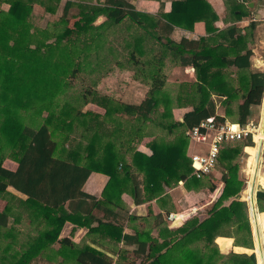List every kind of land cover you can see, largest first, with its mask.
Wrapping results in <instances>:
<instances>
[{
  "label": "trees",
  "instance_id": "obj_1",
  "mask_svg": "<svg viewBox=\"0 0 264 264\" xmlns=\"http://www.w3.org/2000/svg\"><path fill=\"white\" fill-rule=\"evenodd\" d=\"M4 1L10 5L8 10L1 6ZM32 3L33 0H0V196L8 194L11 197L4 211H0V264H121L130 257H138L145 264H257L255 251L226 254L216 242L218 236L234 237L236 246L253 248L247 201L239 196L245 181L240 177V165L235 161L243 146L254 145L252 136L243 140L242 147L222 151L220 162L224 166L225 186L212 209L205 215H190L174 229L166 228L167 232L160 239V235L140 230L123 233V224L112 215L114 212L110 207L119 204L127 184L132 187L135 201H141L140 175L131 172L123 154L114 152L113 138L122 133V122L116 121L113 137L107 131H99L102 123L98 122L97 114L76 109L68 102L55 105L54 96L65 84L67 73L77 70L78 41H82V34L90 31L95 34L99 29L119 24L126 18L150 31L148 18L151 20L153 16L138 11L129 0H103L99 5L68 0L65 11L73 6H79L80 11L71 18L64 14L65 28L57 32L54 28L32 26L29 19ZM238 10L239 7L234 8V12L241 16ZM102 15L106 19L99 27L95 26V21ZM171 15L169 21L172 24L184 26V22H188L192 29L196 20H205L208 31L216 30L210 23L218 16L203 0L176 1L168 16ZM172 24L167 23L169 29L163 44L183 66L195 67L197 81L184 86L194 92L195 100L182 122L169 121L166 125L169 132L176 133L172 141L155 140L151 144V155L141 152L133 155L134 165L144 175V188L152 195L162 182L171 186L184 181L188 190L199 189L201 179L192 175L191 160L187 156L189 139L186 129L211 116L226 121L227 114L233 112L230 106L238 91L242 92V103L238 105L237 122L245 125L254 106L260 105L264 97V71L251 69L250 34L236 35V27H230L208 38L183 36L175 40L170 37ZM155 26L156 31L151 34L162 42V29L159 24ZM91 38L96 42V36ZM158 59L162 57H157L156 61ZM229 68H234L232 74H236V78L225 72ZM163 84L157 78L149 96L140 105L116 104L108 97L100 102L106 105L107 116L117 113L119 118L128 116L127 120L137 122L155 115L154 111L163 103L161 117L171 120L174 117L173 100L161 89ZM213 93L225 98V116L217 113L211 99ZM23 109L36 111L29 117L37 122L36 125L25 124ZM45 111L47 115H43ZM74 127H83L87 141L83 138L72 148L54 138L59 133L73 131ZM3 144L21 149L15 169L3 166ZM93 171L110 176L103 199L84 190ZM8 187L26 197L18 199L29 210L30 224L35 218L42 226L21 242L8 223L14 206L12 201L19 194L9 192ZM257 203L259 210L264 212V187L257 191ZM98 211L103 216H99ZM67 221L89 226L91 231L106 234L116 244L122 242L123 246L110 250L109 254L89 242L78 243L61 237ZM93 222H98L96 227L91 226ZM232 228L236 229L235 233L230 231Z\"/></svg>",
  "mask_w": 264,
  "mask_h": 264
},
{
  "label": "crops",
  "instance_id": "obj_2",
  "mask_svg": "<svg viewBox=\"0 0 264 264\" xmlns=\"http://www.w3.org/2000/svg\"><path fill=\"white\" fill-rule=\"evenodd\" d=\"M74 1H80V0H74ZM82 1H84V3L88 2L89 4L99 5L101 4L100 2H102L103 0H81V2ZM129 1L132 2L137 7L138 11L153 16V19L151 20L148 18L147 28L150 29V31L144 29L146 31V34L141 35L138 41L133 40V37L131 36L132 32L142 27L138 26L129 18H126L119 24H112L102 29H99L97 32L98 35L96 36L97 39L96 42L102 43L105 40L108 41L109 40L108 34L109 33L117 34L118 32H120L119 29H121L122 27H126L127 29L130 28L132 30L130 29L126 30L124 31V33L126 35V39H129L131 42H134V44L137 45L139 50L137 49L138 51H136V53L138 54V58H140V59L137 58V60H140V62L141 61L145 62L144 58L146 56L148 60L150 59L155 60V58H157V56L154 58L156 52H154L153 50V54H149V53L152 52V49L154 47L161 46V50H163V58L161 60L163 67L165 68V71L162 72L165 78L161 80V82L164 83L161 89L165 90V87L170 85L169 82H172V79L176 80L177 79L176 77L180 78L181 82L179 83V85L183 84V86L185 85L190 86L191 84L196 82L197 76H196L195 67L183 66L180 63L179 59L173 57L171 51L169 49L167 50L163 44L165 41L164 36L168 32L167 28L169 29L167 23L172 24L169 20L173 16L171 15L169 17L168 15H170L171 11L173 10V3L181 0H129ZM203 2L204 4L205 2L207 4L209 3L211 5V8H213L214 12L218 16L217 20L210 23V25L214 26L216 30L214 32L208 31L205 20H196L193 24L192 29L188 27V22H184V26L182 25L178 26L172 24L173 31L170 34V37L172 39L180 40L183 36L194 39H198L200 37L208 38L211 37L212 35L214 36V34L219 31H224L225 28H228L230 24H238V23L242 24L241 27L251 26L253 28V35H254V31L256 29V24H257L255 22L259 20L264 21V0H245V1L244 0H203ZM236 2H238L239 5L241 6V9H239L237 12L238 14L240 13L242 15V13H244L243 11L245 12L247 11L248 13L250 12V16L248 20L243 19L241 21L232 22L233 20L231 15L232 14L233 16L235 15L238 16V15L234 12V6L231 7L230 5L233 3L236 4ZM242 6L244 10L242 9ZM247 6L249 7V9H247ZM229 18L230 20H228ZM105 19H106L105 16L103 15L99 16L98 19L95 21V26L99 27ZM228 21H231L232 23ZM158 24L163 32L162 42L156 39L155 36H152L151 34V31L152 32L156 31L157 26L155 25ZM249 29L251 30L250 27H247V30ZM257 32L260 35V38H263L264 40V24H260V23L257 24ZM103 33L105 34V38L102 37ZM260 54L261 56H263L262 51L259 52V55ZM130 58L131 60L136 58L135 52L133 55H131ZM254 58L255 55L253 51V56L251 58L252 61L251 69L253 71H264L263 66L261 67L259 66L258 67L259 69L253 66L255 65ZM229 69L232 71L234 70V68H229ZM127 70L129 71V73L132 72L130 69ZM137 84L138 82L131 84V87L129 89L130 92L125 94L126 95L125 102L115 101V103L140 105L149 96V92L153 84L151 86L148 85L141 86ZM239 103H242V100H240ZM97 105L102 109H104L102 115L94 113L98 115L97 117L98 122L102 123V126L100 127L101 129H99V131L101 132L107 131L106 132L107 134L109 133L113 136L114 135L113 129L116 126V124H118L117 122L119 121L122 122V127H121L122 133L120 132L121 134H118L117 137L113 136L114 137L113 140L115 142L114 152H119L123 154V158L125 159L127 164L131 166V172L133 174L140 175L138 180L141 181L140 183L141 201L140 202L135 201V195L134 192L132 191V187L129 184H127L126 186L127 189H124L118 200L119 204H112V206L110 207L112 211L115 213V214L113 213L112 215H116L118 221H120L123 224L124 226L123 233H136L138 230H140L142 232H146L147 234H153L157 236L160 235L159 238L162 239V236L165 234L164 232H167L166 228L174 229L175 227L181 226L187 220V218L190 215H192V213H197L200 210L201 205L195 203H198V201L202 197L203 192L202 193L201 191L199 192L198 189L188 190L185 186L184 181L174 183L171 186H168L164 182H162L156 193L152 195V193L147 192L146 189L144 188V182H143L144 175L139 170V168H137L134 165L133 155L136 152H141L148 156L151 155L153 153L151 144L155 140L164 141V142L172 141L175 138L176 133L169 132L166 125L169 124V121L170 122L175 121L178 123L182 122L184 120V114L188 112L187 110L183 109V107H190L192 109V106H187L183 104H177V105L175 104V106L173 105L174 117L171 120H169V118L164 120L163 117H161V114L164 111V109L159 107L163 109L161 114L151 115V117L146 121L143 120L141 122H137L135 119L127 120L128 116H124V118H119L117 113H114L113 115L110 116L107 115L105 116L106 105L103 102H98ZM160 105L164 106L163 103H161ZM177 109L178 111L182 110L181 111L182 115L177 116L176 113ZM217 113L221 116H225L224 109L217 111ZM230 117L231 116L227 114L226 119L230 121L231 120ZM237 118H238V114L236 113V119ZM259 152L261 154V150H259ZM187 156L189 158V147L187 150ZM260 159L261 156L258 159L257 171H259L258 173H260L261 176L262 174L260 172V161H261ZM118 169L121 170L122 166L119 165ZM109 179H110L109 175L102 172L93 171L84 185V190L90 194L97 196L98 199H103V191L107 186ZM262 184H264V182ZM8 191L11 193H15L16 195L19 194L17 198L12 201V205H14L12 206L14 211L12 209L10 215H15V213L17 212L16 214L18 216L16 221H17V225H20L18 224L20 223V220L22 221V218L29 219L30 213L28 212L29 210H27L23 204L21 205L18 198L25 199L26 197L16 192L13 187H8ZM9 198L11 197L8 196V194H3L2 196H0V201L6 202L3 206V209H5V206L7 205ZM15 201L16 203H14ZM186 201H188L189 203H187ZM186 203L190 206V208L187 210L185 209L187 206ZM195 207L196 209H193ZM255 212L257 213V215H260L259 217L260 219L259 220L257 219V221L259 222V226H261L262 228L259 227L260 232L258 238L260 239L258 240H260L259 246L261 247L260 249L264 259V219L261 218L264 215V212H261L260 210H259L260 214L257 212V210ZM98 213L99 216H103L100 211H98ZM176 213L179 214L178 215L179 221L176 222V220H174L173 222L174 224H173L170 220L171 217H173ZM168 220L170 221L169 223L167 222ZM37 221L39 220L33 218L32 224L36 225ZM8 223L9 225H11V219H9ZM28 223H29L28 225H30L31 221L29 220ZM97 224L98 222H93L91 226L96 227ZM61 237L71 238L72 240L78 243L89 242L92 245L107 251L109 254H111L110 250L113 251L115 248H117L115 246L116 244L115 241L112 240L106 234L99 233L95 230L91 231L89 226H80L71 221H67L65 223L61 232ZM117 244L120 247L123 246L122 242ZM239 249H245L248 251L250 250L249 248L243 246L239 247ZM254 251L256 253V249ZM117 258L118 256L115 257L116 260ZM139 261H141L140 258ZM121 264H124L123 261Z\"/></svg>",
  "mask_w": 264,
  "mask_h": 264
},
{
  "label": "rangeland",
  "instance_id": "obj_3",
  "mask_svg": "<svg viewBox=\"0 0 264 264\" xmlns=\"http://www.w3.org/2000/svg\"><path fill=\"white\" fill-rule=\"evenodd\" d=\"M67 1L68 0H33L32 3L33 9L31 10V14L29 17L32 26L34 28H54V31L57 30V32L63 30L66 24L62 19L63 15L65 14L66 17L71 18L73 15H77V13L80 11L79 6L70 7L68 11H65V5ZM233 4H231L230 6L231 7L234 6V8L239 7V9H241V6H238L239 5L238 2H236V4L234 5ZM1 6L4 10H8L10 7L9 3H7L6 1H4ZM242 9L244 10L243 6ZM247 9H249L248 6ZM243 12L244 13H242L241 16H236V15L233 16L232 14L231 15L233 20L232 22L241 21L243 19L248 20L250 16V12L249 13L247 11L246 12L243 11ZM228 20H230V18ZM255 23L264 24V21L259 20ZM257 24H256V29L254 31V35H253V28L251 26H243L244 27L243 28L241 27L242 25L241 23L230 24L228 28H225L226 31L230 27H236L237 30L236 35H238L239 33H241L242 35L245 33L247 35L249 34L251 35V37L248 38V43L252 47V49H254L253 51L255 55L254 58L255 65L253 66L255 68H258L259 66L264 67V40L263 38H260V35L257 32ZM247 27H250L251 30L250 29L247 30ZM129 29L130 28L127 29L126 27H122L121 29H119L120 32H118L117 34L109 33L108 34L109 40L108 41L105 40L104 42L101 41L102 43L100 44H97V42H94L93 39L91 38L93 36L94 37L97 36L98 35L97 33L93 34V32L90 31L87 32L86 34L85 33L82 34L83 35L82 38L85 39L83 40L81 38L82 41H78V44L80 46V56L75 63V67H77V70L75 72H72L70 70L67 73V76L65 77V84L60 86V90L54 96V102L56 106L57 105L62 106L65 105V102H68L71 106L76 107V109L80 108L84 112L92 111V113H97L99 115H102L104 109L99 107L97 103L100 102V100H102L103 98L105 99L108 97L114 101L125 102L126 101L125 94L130 92L129 89L131 87V84L138 82L137 85L151 86L153 84L152 86H154L155 83L157 82V78H159L160 81L165 78L162 73L163 71H165L162 61L161 59H158L156 61L155 58L156 56L158 58L161 57L163 58V50H161V46L154 47L152 49V52L149 53V54H153V50L154 52H156V55L154 56L155 60H151V59L148 60L146 56L144 58L145 62L142 61L140 62V60H137L138 54L136 53V51L139 50L137 45H135L134 42H131L129 39H126V35L124 33V31ZM145 34L146 31L143 28H138L132 32L131 36L133 37V40L138 41L139 37ZM102 37L105 38L104 33L102 34ZM85 43L87 44L85 45ZM261 51L263 56H261V54L259 55V52ZM134 52L136 54V58L131 60L130 57L131 55L134 54ZM152 63L153 65L151 66L150 64ZM127 69H130L132 72L129 73ZM225 72L231 77L236 78V74L235 75L232 74L233 73L232 70L226 69ZM176 78H177L176 80L172 79V82H169L170 85L166 86L165 90L163 91H165L168 95L171 96L174 106L175 104L177 105L182 102L183 105L192 106L195 100L194 92L190 90V88L187 89L186 87H184L183 84L179 85V83L181 82L180 78L179 77ZM241 96H242V92L238 91L237 98L234 99L231 103L230 109H232L233 112L230 115L231 116L230 121L232 122L237 121L236 113H238V105L240 104L239 101L242 100ZM211 99L212 102L216 105V110L220 111L222 109L225 110V108H227V104L226 102H224L225 101L224 97H220L219 95L213 93ZM187 103H191V104H187ZM159 107L164 109L163 105H159ZM161 108H159L157 111H154V114L155 115L161 114L163 110ZM183 109L187 111L191 110L190 107H183ZM253 110L254 112L252 113L248 122H253V124L257 128L259 127V124H261L262 130H264V97L262 103L260 105L254 106ZM179 111L177 109L176 112L177 116L182 115L181 112L182 110ZM21 112L25 124H29V125L37 124L36 121L29 118L32 116L33 113L36 112L34 109H30V110L23 109ZM47 113L48 112L45 111L43 115H47ZM85 135L86 132L84 131L83 127L81 128L74 127L73 131L66 134H64V132L59 133L57 136H54V138L57 140H61L62 144L64 143L65 145L73 148L83 138L86 140ZM261 136L262 137L259 140L255 141L254 139H257L258 137L257 136L253 137L252 135V139L254 141L253 146L245 147L243 146L244 141H236L225 145L224 148L227 149V148L243 146V151L241 155H239L235 159V161L236 163L237 162L239 163L240 165L239 175L245 181L244 188L243 190L240 191L239 196L242 200L247 201L249 218L251 221L252 232H253V243H254L253 248H249L250 249L249 251L245 249H239V247L241 246L235 245L234 237L218 236L216 238V242L218 243L221 251L226 254L231 253V251H236L238 253L240 252L251 253L256 249L258 264H263L264 261L263 254L259 247V240H258L256 224H255L256 218L259 220L260 215H257L258 217L257 216L255 217L253 211L255 209V211L257 210V212L259 213L258 203H256L255 205L252 204H253V199L256 202L257 191L261 187H264V184H262L264 182V146H263V153L260 154L259 152L261 148V143L264 141V132L263 133L261 132ZM1 151L2 154L5 155L3 160L4 161L3 166L11 170L15 169L18 165L17 158L21 155L20 147L16 145L3 144ZM259 155L261 156V161H260V172L262 174L261 176L260 173H258L259 171H257L258 159L260 158ZM223 172H224V166L220 162V158H219L218 165L216 166L213 173L200 181L198 190L199 192L201 191V193L203 192L204 194L202 193V197L200 198L198 203L195 204H200L201 208L197 213H192V215L207 214V212L210 209H212L215 202L218 201V198L222 194L225 186V182L223 179ZM212 186H215L214 190L211 189ZM216 190L219 191L215 195ZM186 202L189 203L188 201ZM229 202L230 201H227L226 203ZM5 203L6 202L0 201V211H4L3 206ZM189 208L190 206L187 204L185 209L187 210ZM193 209H196V207ZM178 215L179 214L176 213L173 216V218H177ZM17 216L18 215H10L11 226L9 228L14 229L15 233H17L18 235V239L20 242L23 241L25 237H27V235L29 234L34 235L36 231L42 227L40 225V221H37L36 225L33 224L28 225L29 224L28 218H22V221L20 220V223H18L20 225H17V221H16ZM261 218L264 219V215ZM173 220L171 219L170 221L172 222ZM177 221L179 220L177 219L176 222ZM231 230L233 233L236 232L235 228L230 229V231ZM240 235L241 234H237V236ZM115 246L120 247L118 246V244H115ZM123 263L145 264L144 260L139 261L138 257L136 259L134 257H130V260L124 261ZM43 264H47V263H43Z\"/></svg>",
  "mask_w": 264,
  "mask_h": 264
},
{
  "label": "built area",
  "instance_id": "obj_4",
  "mask_svg": "<svg viewBox=\"0 0 264 264\" xmlns=\"http://www.w3.org/2000/svg\"><path fill=\"white\" fill-rule=\"evenodd\" d=\"M256 130L257 127L253 122H248L245 125L229 120L221 122L215 116L208 117L187 129L189 158L193 168L192 175L201 180L205 179L213 173L218 165L225 145L243 141L252 136ZM218 191H215V195ZM171 219L177 220L179 217H171Z\"/></svg>",
  "mask_w": 264,
  "mask_h": 264
},
{
  "label": "bare ground",
  "instance_id": "obj_5",
  "mask_svg": "<svg viewBox=\"0 0 264 264\" xmlns=\"http://www.w3.org/2000/svg\"><path fill=\"white\" fill-rule=\"evenodd\" d=\"M261 132L263 133L264 132V130H262V125L261 124H259V127L257 128V130L254 132V134H253V137H258L257 139H254L255 141H257V140H259L262 136H261ZM250 189V188H249ZM254 192V191H253ZM252 194V193H251ZM255 196V195H254ZM253 197V196H252ZM252 205H255V201H254V199H253V204ZM254 211V210H253ZM254 215H255V217L257 216V213L254 211ZM258 217V216H257ZM253 220H255V219H253ZM255 224H256V231H257V235H259V225H258V222H257V218H256V222H255ZM258 239H260V238H258ZM260 241V240H259ZM260 247V246H259ZM261 248V247H260ZM263 250V249H262Z\"/></svg>",
  "mask_w": 264,
  "mask_h": 264
},
{
  "label": "water",
  "instance_id": "obj_6",
  "mask_svg": "<svg viewBox=\"0 0 264 264\" xmlns=\"http://www.w3.org/2000/svg\"><path fill=\"white\" fill-rule=\"evenodd\" d=\"M263 146H264V141L261 143V148H260V150H261V154L263 153ZM259 157H260V155H259ZM261 160V159H260ZM256 203H257V196H256ZM258 207V206H257ZM257 264H258V260H257Z\"/></svg>",
  "mask_w": 264,
  "mask_h": 264
}]
</instances>
